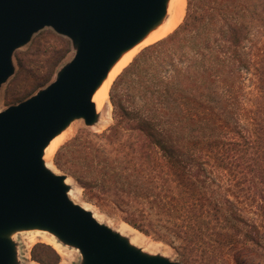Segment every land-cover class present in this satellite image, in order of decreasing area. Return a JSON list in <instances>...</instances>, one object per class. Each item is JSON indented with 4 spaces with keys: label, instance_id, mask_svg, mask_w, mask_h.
Listing matches in <instances>:
<instances>
[{
    "label": "trees",
    "instance_id": "trees-1",
    "mask_svg": "<svg viewBox=\"0 0 264 264\" xmlns=\"http://www.w3.org/2000/svg\"><path fill=\"white\" fill-rule=\"evenodd\" d=\"M116 84L113 125L77 134L58 166L151 207L183 264H264V0H195Z\"/></svg>",
    "mask_w": 264,
    "mask_h": 264
},
{
    "label": "water",
    "instance_id": "water-1",
    "mask_svg": "<svg viewBox=\"0 0 264 264\" xmlns=\"http://www.w3.org/2000/svg\"><path fill=\"white\" fill-rule=\"evenodd\" d=\"M169 0H0V95L14 56L45 28L71 40L72 59L30 98L0 111V264H23L15 234L47 232L77 249L80 264H183L152 254L69 196L47 167L51 141L82 119L99 122L93 97L121 55L165 17Z\"/></svg>",
    "mask_w": 264,
    "mask_h": 264
},
{
    "label": "rangeland",
    "instance_id": "rangeland-1",
    "mask_svg": "<svg viewBox=\"0 0 264 264\" xmlns=\"http://www.w3.org/2000/svg\"><path fill=\"white\" fill-rule=\"evenodd\" d=\"M194 2L195 0H187L185 17L193 9ZM73 55L74 49L69 38L59 35L52 28H45L36 33L30 43L15 53L16 72L2 88L0 111L30 98L40 89L51 84L56 79L59 69L69 62ZM118 77L109 91L108 101L112 107L105 102V106L99 113V122L91 127H87L82 119L74 121L72 124L74 131L65 143L83 131L102 133L113 125L114 106L111 94H116L121 89V84H116ZM65 143L59 149L57 147L55 153L49 158L51 159L49 167L56 174L67 176V184L70 185L71 190H75V199L73 200L91 210L100 222L127 236L138 247L152 254H162L178 260L175 249L179 242L178 239L172 234L167 224L156 217V213L151 207L143 209L142 212L145 214L143 216L133 205L122 201L121 197L124 195L97 194L96 191L86 189L75 173L63 170L58 166L57 153ZM66 156L67 151L60 162L68 166L65 160ZM35 232L37 231L18 232L14 236L20 244V258L23 264H80L81 255L77 249L63 245L47 232L39 231L40 235H36ZM37 244L51 247V249L40 247L37 251L38 254L45 257L46 263H41L33 258Z\"/></svg>",
    "mask_w": 264,
    "mask_h": 264
},
{
    "label": "bare ground",
    "instance_id": "bare-ground-1",
    "mask_svg": "<svg viewBox=\"0 0 264 264\" xmlns=\"http://www.w3.org/2000/svg\"><path fill=\"white\" fill-rule=\"evenodd\" d=\"M186 6H187V0H169L167 5L166 15L161 20V22H159L154 28H152L147 33V35L141 41H139L133 48L124 52L121 55L119 60L112 66L108 76L105 78L101 86L97 89V91L94 94L93 101L96 105V109L98 113H100V110L105 106L106 103H108L109 106L112 107L111 103L108 101L109 91L113 82L118 77V75L133 61L135 56L140 51L166 38L179 27L186 14ZM73 131H74V125L69 126L61 134L56 136L48 145V147L45 149V155L43 158L45 160L47 167H49V165L51 166L50 164L51 159L49 158L55 153L57 147L59 149L60 146L67 141V139L70 137ZM74 194H75V190L69 191V196L71 197L72 200L75 199ZM35 233L36 235H40L38 234L39 231Z\"/></svg>",
    "mask_w": 264,
    "mask_h": 264
}]
</instances>
